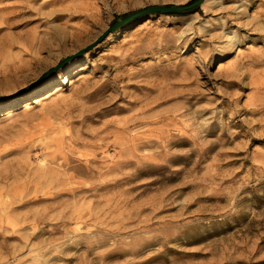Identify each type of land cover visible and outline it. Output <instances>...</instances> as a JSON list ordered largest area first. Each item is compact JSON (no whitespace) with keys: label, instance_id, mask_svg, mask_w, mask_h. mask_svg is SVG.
<instances>
[{"label":"rangeland","instance_id":"obj_1","mask_svg":"<svg viewBox=\"0 0 264 264\" xmlns=\"http://www.w3.org/2000/svg\"><path fill=\"white\" fill-rule=\"evenodd\" d=\"M192 1L0 0V264H264V0L143 16L24 91Z\"/></svg>","mask_w":264,"mask_h":264},{"label":"water","instance_id":"obj_2","mask_svg":"<svg viewBox=\"0 0 264 264\" xmlns=\"http://www.w3.org/2000/svg\"><path fill=\"white\" fill-rule=\"evenodd\" d=\"M204 0H194L184 6H149L143 9H140L138 11H135L119 20H116L111 25L108 26V28L100 34L91 44L86 46L85 48L79 50L78 52L72 54L71 56H68L67 58L63 59L61 62H59L56 66L48 70L45 74H43L38 80H36L34 83L30 84L24 91L27 89L32 88L34 85L42 81L44 78H46L48 75L55 72L57 69H59L61 66H63L68 61L80 56L81 54L87 52L94 46H96L98 43H100L109 33L114 31L117 28H120L122 26H125L129 24L130 22L139 19L143 16L150 15V14H162V15H168V14H179L188 12L190 10L195 9L196 7L200 6L203 3ZM18 93L13 94L8 97H0V101L9 100L14 98Z\"/></svg>","mask_w":264,"mask_h":264},{"label":"bare ground","instance_id":"obj_3","mask_svg":"<svg viewBox=\"0 0 264 264\" xmlns=\"http://www.w3.org/2000/svg\"><path fill=\"white\" fill-rule=\"evenodd\" d=\"M47 1V0H46ZM205 1V0H204ZM203 1V2H204ZM209 1H211V0H209ZM51 4H53V2H49V3H45V4H43V7H45V6H47V5H51ZM204 4H205V2H204ZM216 4V3H215ZM214 4V5H215ZM201 6H203V4L201 5ZM209 8H210V6H209ZM206 11V10H205ZM62 15V14H61ZM55 18L57 19V18H59V19H61L62 18V16H60V15H56L55 16ZM67 20V19H66ZM41 43V42H40ZM36 47V46H35ZM43 48V47H42ZM31 54H33V53H31ZM40 61V60H39ZM35 62V61H34ZM39 63V62H38ZM6 76V75H5ZM46 86H48L49 87V84L48 85H46ZM48 87H47V89H48ZM30 97V93L28 92L27 94H26V98H29ZM136 139V138H135ZM120 155V154H119ZM77 225V224H76Z\"/></svg>","mask_w":264,"mask_h":264},{"label":"trees","instance_id":"obj_4","mask_svg":"<svg viewBox=\"0 0 264 264\" xmlns=\"http://www.w3.org/2000/svg\"><path fill=\"white\" fill-rule=\"evenodd\" d=\"M194 10V9H193ZM193 10H190V11H193Z\"/></svg>","mask_w":264,"mask_h":264}]
</instances>
